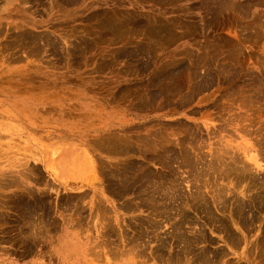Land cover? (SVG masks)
I'll return each instance as SVG.
<instances>
[{"label":"rangeland","instance_id":"374dc122","mask_svg":"<svg viewBox=\"0 0 264 264\" xmlns=\"http://www.w3.org/2000/svg\"><path fill=\"white\" fill-rule=\"evenodd\" d=\"M0 264H264V0H0Z\"/></svg>","mask_w":264,"mask_h":264},{"label":"bare ground","instance_id":"6f19581e","mask_svg":"<svg viewBox=\"0 0 264 264\" xmlns=\"http://www.w3.org/2000/svg\"><path fill=\"white\" fill-rule=\"evenodd\" d=\"M229 6V5H228ZM232 6V5H231ZM227 7V6H226ZM232 9H233V7H232ZM221 11V10H220ZM235 11V10H234ZM230 12V11H229ZM234 17V16H233ZM259 23V22H258ZM257 28V27H256ZM203 63V62H202ZM203 69V68H202ZM181 70V69H180ZM189 79V78H188ZM205 79V78H204ZM211 79V78H210ZM197 81H199V80H197ZM249 84V83H248ZM189 89V88H188ZM238 92V91H237ZM246 93V92H245ZM243 94V93H242ZM229 95V94H228ZM249 95H251V94H249ZM252 96V95H251ZM254 97V96H253ZM238 98V97H237ZM230 99H232V98H230ZM250 99H252V98H250ZM255 99V98H254ZM257 99V98H256ZM245 101V100H244ZM242 102V101H241ZM246 102V101H245ZM248 103V102H247ZM244 104V103H243ZM249 104V103H248ZM245 105V104H244ZM246 106V105H245ZM249 106V105H248ZM237 118V117H236ZM227 121H229V120H227ZM239 121V120H238ZM182 127V126H181ZM210 127V126H209ZM222 128V127H221ZM195 129V128H194ZM211 130V129H210ZM221 130V129H220ZM186 131V130H185ZM211 132V131H210ZM251 133V132H250ZM121 136V135H120ZM166 136V135H165ZM164 136V137H165ZM213 136H215V138H216V134L214 135V133H213ZM119 137V136H118ZM123 137V136H122ZM193 136H191V138H192ZM251 137V136H250ZM109 138V137H108ZM158 138V137H157ZM166 138V137H165ZM138 139V138H137ZM213 142V141H212ZM242 142H244V141H241V143ZM247 141H245V143L243 144L244 145V147H242L241 148V145H240V148H239V144H237V146H238V148L239 149H241V155L242 156H240V157H242L244 160L243 161H241L240 163L242 164V163H244V161H245V163L246 164H248V166L249 167H251L252 169H254V170H257V169H260V165H259V161H258V156H257V151L255 150V147L254 146H252V145H250V144H248V143H246ZM166 143H168V142H166ZM170 143V142H169ZM172 143V142H171ZM202 143V142H201ZM234 143V142H233ZM189 144V143H188ZM232 144V143H231ZM125 145H127V144H125ZM165 145V144H164ZM183 145V144H182ZM218 145V144H217ZM158 146V145H157ZM162 146V145H161ZM200 147V146H199ZM235 147V146H234ZM155 149V148H154ZM187 149V148H186ZM212 149H213V147H212ZM226 151V150H225ZM224 151V152H225ZM230 151V150H229ZM228 151V152H229ZM240 151V150H239ZM154 152V151H153ZM217 153V152H216ZM226 153V152H225ZM230 153V152H229ZM238 153V152H237ZM128 154V153H127ZM239 154V153H238ZM108 155H110V154H108ZM129 155V154H128ZM203 155V154H202ZM196 157V156H195ZM205 157V156H204ZM226 157V156H225ZM232 158H234V156H231ZM191 158V157H190ZM198 158V157H197ZM219 158V157H218ZM227 158V157H226ZM239 158V157H238ZM229 159H231L230 158V156H229ZM176 160V159H175ZM181 160V159H180ZM191 160V159H190ZM202 160V159H201ZM218 160H220V159H218ZM231 160H233V159H231ZM239 161H240V159H238ZM237 160V161H238ZM216 161V160H215ZM235 161V160H234ZM233 161V162H234ZM190 162V161H189ZM198 162H200V161H198ZM221 162V161H220ZM227 162V161H226ZM232 162V163H233ZM231 163V161H230V164H232ZM235 163V162H234ZM237 163V162H236ZM235 163V164H236ZM239 163V162H238ZM188 164V163H187ZM245 164V166L246 167H244L243 166V170H245V169H248V167H247V165ZM173 165V164H172ZM184 165V164H183ZM221 165H222V163H221ZM232 165H234V164H232ZM244 165V164H243ZM179 166V165H178ZM195 166V165H194ZM235 166V165H234ZM239 166L241 167V165L239 164ZM198 167V166H197ZM229 167V166H228ZM237 167V166H236ZM178 168V167H177ZM208 168V167H207ZM219 168V167H218ZM242 168V167H241ZM241 168H239V169H241ZM245 168V169H244ZM185 169H187V168H185ZM205 169V168H204ZM221 169V168H220ZM226 169V168H225ZM228 169H232V167L231 168H228ZM234 169V168H233ZM191 170V169H190ZM201 171V170H200ZM220 171H222V170H220ZM226 171H229V170H226ZM196 172V171H195ZM206 172V171H205ZM235 172V171H234ZM196 174V173H195ZM198 174V173H197ZM209 174H211L210 172H209ZM241 174V173H240ZM255 174V173H254ZM193 175V174H192ZM206 175H207V173H206ZM242 175V174H241ZM245 175V174H244ZM203 176V175H202ZM208 176V175H207ZM198 177V176H197ZM118 178V177H117ZM180 178V177H179ZM217 178V177H216ZM237 178V177H236ZM202 179V178H201ZM226 179V178H225ZM199 180V179H198ZM206 180V179H205ZM153 181V180H152ZM204 184H205V182H204ZM244 184V183H243ZM193 186V185H192ZM246 186V185H245ZM162 189V188H161ZM165 191V190H164ZM195 191V190H194ZM220 191V190H219ZM251 192V191H250ZM164 193V192H163ZM242 194V193H241ZM164 195H165V193H164ZM240 195V194H239ZM215 196V195H214ZM161 198V197H160ZM185 198V197H184ZM203 198V197H202ZM192 199V198H191ZM217 199V198H216ZM262 200V199H261ZM168 202V201H167ZM184 210V209H183ZM208 216V215H207ZM173 222V221H172Z\"/></svg>","mask_w":264,"mask_h":264}]
</instances>
